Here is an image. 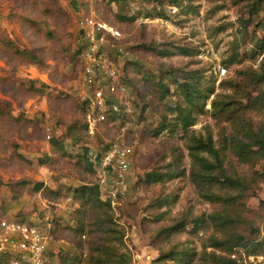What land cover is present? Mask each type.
Segmentation results:
<instances>
[{
  "label": "rangeland",
  "instance_id": "1",
  "mask_svg": "<svg viewBox=\"0 0 264 264\" xmlns=\"http://www.w3.org/2000/svg\"><path fill=\"white\" fill-rule=\"evenodd\" d=\"M128 1L123 12L127 16L135 14L136 18L124 22L117 16L121 11L119 6L108 0H0V220H24L44 229L50 224L53 236L50 247L54 249L47 252L48 264H61L60 251L70 257L73 253L79 256L75 261L72 259V264H91L87 260L86 234L80 238L81 246L75 248L68 233V227L74 225L72 212L77 206L71 198L75 187L88 178L96 179V175H91L86 169L91 154L92 158L102 155L107 144L122 135L132 146L131 167L123 197L124 213L117 205H112V210L118 229L123 233L122 241H114V244L118 252L129 259L128 264H154L160 249L175 244L196 254L192 260L185 257L181 264H203L208 259L206 257L203 261V250L205 256L210 252L218 256L227 253L213 247L204 248L208 237L213 235L211 227L200 230L196 235H189L186 231L163 240L154 238L158 230L169 226L187 211L197 214L219 209V203L209 202L204 193L222 191L214 186H199L191 180V159L187 141L181 133L163 131L159 135H151L150 130L158 125L161 115L167 114L165 106L173 104L175 98L167 97L160 102L153 94L155 85L151 76L169 70L172 73L170 77L181 79L182 73L188 69L197 70L202 86L206 89L213 86L215 93L206 101L203 114L197 116L191 129L196 132L210 130L214 140L221 141L220 129L228 123H217L211 116L210 106L216 93H231L221 88V80L235 78L236 69L249 65L257 68L264 61L262 54L256 61L244 60L229 68L221 64L222 58L229 55L233 40L242 36L238 17L244 2L161 0L159 5L141 0ZM84 16H93L106 24L118 26L123 43L114 44L122 51L112 61L119 70L120 80L126 81L123 78L126 76L129 81H126L128 96L124 97L128 100L125 99L121 107L123 113L117 118L108 116L98 124L94 133L89 131L88 123L87 131L82 127L88 113L86 99L89 100L91 95L78 63V59L82 62V53L81 57L77 54L79 46L83 51L86 45L79 28V21ZM255 17L261 28L257 29L254 21L249 23L247 35L256 29V34L262 36L264 4ZM8 41L21 50H32L41 63L35 64L15 56L5 44ZM143 44L169 50L175 44L190 47L194 54L188 56L175 51L162 57L144 48ZM113 47L109 44V54ZM246 47L250 48L251 44L248 42ZM31 85L38 91L32 90ZM172 88L174 85L170 84ZM118 99L113 96V102H118ZM246 115L256 124H264V109L249 110ZM70 125L72 129L69 131L78 138L76 142L69 136ZM121 130H125V134ZM53 136L64 142L70 157L53 153L50 141ZM17 154L32 163L27 164ZM82 155L88 161L84 159L77 164ZM41 156L50 159L37 164ZM95 164L97 169L98 162ZM168 164L173 170H181V175L151 185L140 181L146 172L164 169ZM224 168L249 178L254 194L245 198L243 215L259 229L264 239V204L260 203L264 200V180L260 179L264 176V165L258 161L240 163L227 153ZM36 182L57 190L58 198L51 199L44 191H35L33 186ZM108 186L111 188L110 183ZM109 188H99L102 199L107 198ZM157 196L160 202L168 200L169 203L164 202L157 209L148 208ZM234 229L241 228L235 226ZM168 264L172 262L168 261ZM208 264H216V261L211 258Z\"/></svg>",
  "mask_w": 264,
  "mask_h": 264
},
{
  "label": "trees",
  "instance_id": "2",
  "mask_svg": "<svg viewBox=\"0 0 264 264\" xmlns=\"http://www.w3.org/2000/svg\"><path fill=\"white\" fill-rule=\"evenodd\" d=\"M108 1L115 2L119 6L121 11L117 16L121 21L135 20V14L127 16L123 12L125 10L124 5L129 2L128 0ZM141 1L144 3L162 4L161 0ZM240 1L244 2L240 6L238 17L241 22L239 31L242 32V36L239 40L237 38L233 40L229 55L222 58L221 64L225 68H229L236 63H241L244 60L256 61L258 56L264 54V34L258 36L256 34L257 30L254 29L251 35H247L249 23L254 21V26L257 29L261 28L259 22L255 20V16L262 9L264 0H236V2ZM145 13L151 15L150 12L146 11ZM110 24L114 25L111 22ZM122 38L119 39L121 43H123ZM119 41L114 43H119ZM248 42L251 44L250 48L246 47ZM5 44L9 45V49L13 51L15 56L35 64L41 63L39 56L32 50L26 51L16 48L10 41L5 42ZM143 47L162 57L175 53V51L188 56L194 54L190 47L177 46L175 44H172L171 50L167 48L159 49L145 44H143ZM242 47H245L243 51L241 50ZM81 53L82 49L79 46L77 54L80 57ZM78 63L82 71L81 60L78 59ZM135 65L139 64L135 63ZM134 70L136 69L134 68ZM196 73L197 70L188 69L182 73L181 79H177L170 77L172 73L169 70H162L160 75L151 76V80L155 85L153 94L157 95L160 102H164L167 97L175 98L173 104L165 106L167 114L161 115L158 125L150 130V132L151 135H159L163 131L169 134L179 132L185 137L187 150L191 159V180L202 187L212 188L214 186L219 188L222 192H205L204 197L209 202H218L220 207L209 213L201 212L194 214L191 211H187V213L175 218L169 226L158 230L154 238L163 240L171 237L173 234L186 231L189 235H196L200 230L211 227L213 235L208 237L204 248L213 247L227 251V253L225 256H218L214 252H210L208 256H205L206 252L203 250V261L208 257L203 264H208L211 258L216 261V264H243L241 260L240 262L237 261L238 258L243 259V256L250 254L264 256V239L260 236L259 229L254 227L250 221L244 219L245 216L243 215L246 209L245 198L254 194L249 178L238 174L236 171L233 173L227 171L224 168V160L227 153H229L236 157L240 163L258 161L261 165H264V124H256L246 115V112L249 110L258 111L259 109H264V61H261L257 68L249 65L236 69L235 78L231 77L221 80V88L227 89L231 93H216L210 102L213 119L217 123H228V126H223L220 129L221 141H215L210 130L196 132L191 129L196 123L197 116L203 114L206 101L215 93L213 86L208 89L202 86L200 76ZM168 77L171 79L170 82ZM123 78L129 83L126 76H123ZM126 81L122 80L124 84H127ZM170 84L174 85L172 90L170 89ZM30 88L38 91L33 85ZM87 102V112H89L90 103L86 99ZM143 104L146 107V103L143 102ZM143 111L144 108L142 109V113ZM118 116V114L114 113L110 117L117 118ZM82 127L87 131L86 121ZM69 129H72V125L68 126V133L76 142L78 138ZM227 130L229 131L227 132ZM50 139L53 153L61 157L71 156L60 138L53 136ZM218 142L219 145L217 146L216 143ZM110 143L107 144L105 150ZM17 157L24 160L27 164L32 163L31 160L25 158L23 155L17 154ZM92 157L91 154L88 161L87 157L82 155L76 162L79 164L84 159L88 161V168L86 169H89L91 175H96V179L91 180V178H88L74 189L71 199H73L74 204L77 206L72 212L74 225L68 227L72 245L75 248L76 246L80 247L82 242L80 238L86 234L89 250L87 260L91 264H128L129 259L123 253L118 252V248L114 244V241H122L123 233L118 229V224L112 210V205L113 207L117 205L122 211L121 213H124L125 199L123 197L125 194L116 196L115 198L107 197L106 199H102L100 197L99 179L95 163L99 162L101 154L98 156L94 155V158ZM46 159L49 160L50 158L48 156L39 157L37 164H44L47 161ZM181 173V170H173L168 164L164 169L157 168L146 172L144 178L140 181L145 185H151L177 178ZM257 174L259 176L262 175L260 172H257ZM260 179L264 180V176L260 177ZM33 187L35 191H44L51 199L58 198L59 192L57 190L44 187L40 182H36ZM164 202L166 204L169 203L168 200ZM164 202H160L159 196H157L148 204V208L157 209ZM260 203L264 204V200H261ZM49 226L48 231L51 233L52 227L51 225ZM235 226L241 229H234ZM231 228L233 229L231 230ZM178 246L175 244L169 246V248L160 249L153 263L168 264V261H171L172 264H181L185 257H188L190 260L195 257L196 254L194 252L191 253L192 251H188L187 248H178ZM59 254L61 255V264H72V259L74 261L79 259V256L75 253H73L72 257L63 251H60ZM63 254L65 256L62 257ZM232 254H237L238 258H232ZM10 259L11 255L9 253H0V264H8Z\"/></svg>",
  "mask_w": 264,
  "mask_h": 264
},
{
  "label": "built area",
  "instance_id": "3",
  "mask_svg": "<svg viewBox=\"0 0 264 264\" xmlns=\"http://www.w3.org/2000/svg\"><path fill=\"white\" fill-rule=\"evenodd\" d=\"M79 28L86 43L82 51V78L91 94L86 122L89 131L94 133L98 124L107 120L108 116L123 113L121 107L124 100H128L124 98L128 96V88L120 80L119 70L112 61L122 51L114 44L122 38V32L93 16H84L79 21ZM109 44L114 46L110 54ZM113 96L119 101L113 102ZM121 132L125 134V130ZM126 142L124 135L112 141L99 159V188H109L110 183L107 197L115 198L126 193L132 152V146ZM49 227L47 224L44 229L24 220H0V253L11 255L8 264H48L47 252L53 241ZM231 257L237 259L238 255L232 254ZM240 260L243 264H263L264 256L250 254L237 261Z\"/></svg>",
  "mask_w": 264,
  "mask_h": 264
},
{
  "label": "crops",
  "instance_id": "4",
  "mask_svg": "<svg viewBox=\"0 0 264 264\" xmlns=\"http://www.w3.org/2000/svg\"><path fill=\"white\" fill-rule=\"evenodd\" d=\"M49 225H50V224H49ZM51 248L54 249V247H50V249H51Z\"/></svg>",
  "mask_w": 264,
  "mask_h": 264
}]
</instances>
